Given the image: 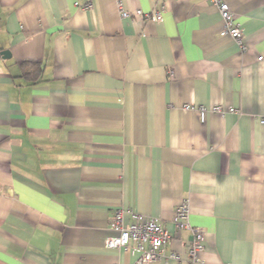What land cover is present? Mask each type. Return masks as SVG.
<instances>
[{
	"label": "crops",
	"instance_id": "0c3cea01",
	"mask_svg": "<svg viewBox=\"0 0 264 264\" xmlns=\"http://www.w3.org/2000/svg\"><path fill=\"white\" fill-rule=\"evenodd\" d=\"M224 1L246 50L206 0H0V264H137L119 209L188 264L183 202L199 264H264V0Z\"/></svg>",
	"mask_w": 264,
	"mask_h": 264
},
{
	"label": "built area",
	"instance_id": "2783aa9c",
	"mask_svg": "<svg viewBox=\"0 0 264 264\" xmlns=\"http://www.w3.org/2000/svg\"><path fill=\"white\" fill-rule=\"evenodd\" d=\"M215 5L219 11L222 22V29L219 32L221 37H230L240 47L241 51L246 50L247 45L244 40V30L242 26L235 21L233 12L227 2L224 0H206ZM86 8L89 5L85 6ZM121 16L128 18L133 13H129L120 6ZM131 14V15H130ZM134 15L145 16L155 22L161 21V12L143 13L137 10ZM262 60V58H260ZM190 107H185V110ZM207 107L197 108L202 122L206 120ZM211 111L221 117L227 114H240L239 109L233 107H223L215 105ZM264 123V117L261 118ZM126 214L130 217L129 223L125 221ZM190 207L187 202H183L174 213L173 223L176 231H188L191 240L188 246V264H199L201 262L200 253L204 250L205 232L202 228L192 226L189 220ZM111 230L115 233L105 241V246L110 249L122 248L130 253H138L137 264H146L152 262H161L166 260H180L176 253L167 254V247L172 242L174 236L167 230L158 219L146 217L136 211L119 209L116 211L110 221Z\"/></svg>",
	"mask_w": 264,
	"mask_h": 264
},
{
	"label": "trees",
	"instance_id": "16d2710c",
	"mask_svg": "<svg viewBox=\"0 0 264 264\" xmlns=\"http://www.w3.org/2000/svg\"><path fill=\"white\" fill-rule=\"evenodd\" d=\"M35 66V64H33Z\"/></svg>",
	"mask_w": 264,
	"mask_h": 264
},
{
	"label": "water",
	"instance_id": "95a60500",
	"mask_svg": "<svg viewBox=\"0 0 264 264\" xmlns=\"http://www.w3.org/2000/svg\"><path fill=\"white\" fill-rule=\"evenodd\" d=\"M6 53V52H5Z\"/></svg>",
	"mask_w": 264,
	"mask_h": 264
}]
</instances>
